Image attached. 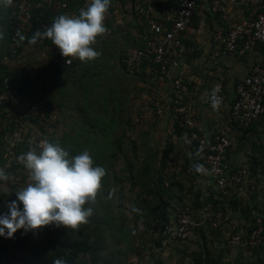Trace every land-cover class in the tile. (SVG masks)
<instances>
[{
  "label": "trees",
  "instance_id": "16d2710c",
  "mask_svg": "<svg viewBox=\"0 0 264 264\" xmlns=\"http://www.w3.org/2000/svg\"><path fill=\"white\" fill-rule=\"evenodd\" d=\"M70 5V9L73 12H80L82 5L86 0H67ZM126 4L130 0H122ZM117 0H111L108 16L104 23L110 33H118L121 30L120 25L114 24L117 19V13H120V6ZM136 8L132 12L135 19V25L138 30V36L141 33L147 34L145 36V42L138 45L135 49L142 48L152 35L151 23L152 20L146 17L145 7L140 10L137 8V0H135ZM168 3V2H167ZM178 4V0L174 3ZM146 5V3H145ZM252 11V9L250 8ZM260 10L264 11V8ZM11 11V9H10ZM118 13V14H119ZM10 14V13H9ZM220 14V13H217ZM62 15L61 13H53L50 8L41 7L33 10V24L24 38L19 55H21L25 44H33L30 42L31 38L39 32H44L50 27L56 17ZM10 19L12 21L11 15ZM126 17V15H124ZM156 21L160 19H155ZM11 23V22H10ZM115 27V28H114ZM114 28V29H113ZM215 30V29H214ZM108 31L97 38V45L104 47L109 39ZM228 30H225L226 32ZM186 33V32H185ZM184 33V34H185ZM183 34V35H184ZM10 36H12V30L10 28ZM11 40V37H10ZM183 41L184 37H183ZM42 45L47 44L55 46L50 39H38L35 44ZM190 45L189 43H186ZM259 51H263L259 46L255 47ZM134 50V49H133ZM249 52H247L248 54ZM128 54V53H127ZM120 55L121 66L128 70L129 73L135 72L141 79L145 80V83L153 84L158 80L164 81L165 85L168 81L167 76L161 75L158 71L150 73V66L147 63L138 69H130L127 67L124 61L127 56ZM240 54V53H237ZM51 55V53L49 54ZM243 54L241 56H244ZM5 56H9V61L4 60ZM13 54L10 50V46H6L0 52V93L4 90V80L9 78V83L15 88H19V94L21 101L30 100L32 105L35 101H43L44 104L53 106L55 105L59 113L63 111V101H57L54 94L43 92H34L31 87L34 86L33 77L23 72V70L16 69L13 64ZM49 65L54 67L56 72L55 76L63 73V76L71 78L74 74L77 60L69 66L53 65L49 58ZM21 68V67H19ZM41 72H45V67H42ZM96 70L87 69L83 73L82 78L74 80L78 88L84 86V90L87 93H94L96 85L100 82V76L97 75ZM28 75V76H27ZM41 75H39L40 77ZM186 81L187 78H184ZM167 80V81H165ZM58 82V79L56 80ZM160 81V82H161ZM159 82V81H158ZM189 83V88L191 84ZM168 87V86H167ZM48 85L42 84V90L48 89ZM168 95L170 96L169 102L176 105H183L184 100H178L169 87ZM170 92V93H169ZM110 100L106 101L108 106L116 99L120 101L119 94L112 93ZM87 96V94H86ZM11 98V94L9 93ZM153 97L161 100L156 94H153L150 98V105L157 112V108L152 103ZM227 99V98H226ZM233 99L229 100L232 106ZM8 104V103H6ZM163 109L165 105L162 103ZM57 105V106H56ZM94 109L95 103L88 102V115H85L83 120L85 121V132L88 131V136H81L84 141H80L79 137L72 135H66L63 132V136L60 137L59 133H55L59 130L58 117L53 122L55 130H53L49 142L60 143L65 148L70 156H75L83 150H88L92 155L96 165L102 166L107 170V175L103 180V187L98 194L95 202H90L85 207H91L93 209V215L89 218L88 223L81 224L78 228H65L63 226L57 227L55 224L46 226L43 230V234L40 237V245L29 244V240L22 239V236H15L8 239H3L0 236V264H53L56 259L63 260L64 264H140L139 262L129 260V253L127 251L120 252L125 256V260H120L119 256L114 251L104 253L109 248L112 249L117 246L114 240L129 241L134 243V247L137 255H141L145 250L151 253L150 258L154 259L152 264H264V244L252 245L249 242L250 235L253 229L261 226L264 231V207L252 204L246 201V194L244 191H233L234 187L229 186L227 193H224L214 184L212 180L205 181L204 178L208 177L204 175L203 171H196V165H202L205 162L206 150L199 148V144L196 140H191L193 128L184 126L177 119V111L174 109V132L176 136H182L184 148H177L172 151V143L170 141L163 148L148 149L145 144L146 152L143 157H140L139 152L141 145L135 143V141H127L124 137H117L110 139V132L114 131L118 122L117 118L112 121H104L100 117L96 118L92 115H96ZM165 110L163 111V113ZM33 111L28 109L25 111V117H32ZM158 113L160 116L163 115ZM231 118L233 124L239 127L245 134L253 129L252 122L248 127H244L235 121L232 110ZM49 114V113H48ZM47 116V112H46ZM92 120H97L100 124H96ZM37 121V118L34 119ZM83 121V123H84ZM87 121V122H86ZM130 122V117L128 118ZM197 123V122H196ZM132 126L133 123H130ZM185 131V133H184ZM5 131H1L0 135ZM84 134V133H83ZM214 139V138H213ZM170 147L168 148V146ZM125 146H130L133 150L132 156L128 152L124 151ZM172 148V149H171ZM29 147L23 142L19 143L18 155L29 151ZM39 151V150H37ZM95 152V153H93ZM122 156L125 163L123 173L119 174L114 170L109 169L111 167V160ZM228 158V152H227ZM228 160V159H227ZM230 164V163H229ZM109 166V167H108ZM231 166V165H230ZM258 163H251L250 168L257 169ZM6 172L11 187H14L15 192L0 194V216L9 213L8 203L17 200L16 191L24 188L27 181V175L24 173L25 166L20 162L10 164L9 166H3ZM243 167H240V169ZM264 168V164H262ZM22 177V181H15L10 176L12 172L18 173ZM12 172H11V171ZM238 170L231 166L230 171ZM247 176V174H246ZM245 176V177H246ZM111 178V179H110ZM209 178V177H208ZM115 188L112 187V185ZM246 185V180H243V186ZM1 191V189H0ZM6 200L7 203L1 204L2 200ZM205 207H210L217 211H223L224 213H231L229 223H221L217 227H214L211 221H206L203 225L193 228V233L186 236H175L168 231V226L176 222L178 215L184 210L188 209L195 217H198ZM20 209L23 210V205L20 204ZM261 218V222L258 219ZM232 220V221H231ZM18 232V231H17ZM149 234V235H148ZM241 235L243 243L234 245L232 238L236 235ZM148 238H145L146 236ZM199 236L198 250L189 249L188 244L195 241L193 236ZM2 237V239H1ZM137 239V240H136ZM10 241H13L10 244ZM15 243L18 244L20 249L31 248L37 255L36 258L28 255H19L16 252H10L9 249ZM143 244V245H142ZM145 244V246H144ZM116 245V246H115ZM143 246V247H141ZM118 247V246H117ZM158 250L155 252V250ZM168 249V250H167ZM237 249H239L237 251ZM142 250V251H141ZM169 251L166 255L164 252ZM232 251H237V255L233 256ZM133 252V253H134ZM158 252V253H157ZM132 253V251L130 252ZM140 257V256H139ZM142 258V257H141ZM175 259V260H174ZM129 260V261H128ZM174 260V261H173ZM147 260H143L142 264H149Z\"/></svg>",
  "mask_w": 264,
  "mask_h": 264
},
{
  "label": "built area",
  "instance_id": "2783aa9c",
  "mask_svg": "<svg viewBox=\"0 0 264 264\" xmlns=\"http://www.w3.org/2000/svg\"><path fill=\"white\" fill-rule=\"evenodd\" d=\"M199 2L207 3L215 13H226L232 4H244L251 8L253 14L243 19L240 23L228 31H217L204 22L195 24ZM90 3L86 0L82 8ZM47 7L53 13L68 14L78 16V12L70 9L67 0H12L10 15L12 17L11 30L12 36L9 43L13 59L19 54L20 46L33 24V10L35 8ZM264 0H178L177 5L168 7L165 17L161 20H153L151 23L152 35L142 48L130 50L124 61L130 69H139L143 63H147L151 68L150 73L159 72L162 78L168 77L167 86L178 100H184L189 92V80L186 81L181 76L170 77L169 72L173 67L181 64L182 59L194 53V49L183 41V34L205 33L209 39L217 42L220 51L225 54L240 53L247 54L259 46L261 58L250 68L249 73L240 80L235 88L234 102L231 106L232 115L236 122L248 127L252 122L264 118ZM110 32V31H108ZM51 53L50 61L53 65L69 66L78 58L63 57L59 49L49 50ZM11 58L5 56L4 60ZM71 59V64L67 60ZM195 79L193 75L191 77ZM4 90L0 93V169L3 166L18 163V146L23 142L29 149L39 150V144L43 140L51 137L55 127L53 122L58 117L59 110L54 106H49L43 101H35L34 105L30 100L21 101L20 89L13 87L9 83V78L4 80ZM11 94V98L9 97ZM226 96L218 87L212 91L208 97V105L213 111H220L226 104ZM8 103V104H6ZM42 103V104H41ZM152 103L157 108V112L162 114L164 109L161 100L153 97ZM40 108L38 112L37 109ZM32 110V117L26 118L25 111ZM177 119L184 126L193 128L191 140H196L199 148L205 149V162L202 171L214 184L227 193L229 186L234 187V191L243 189V180L247 174V169L242 168L230 171V164L227 160V152L231 142L225 131L219 130L214 137L207 135L202 125L196 123L183 105H177ZM47 112V116H46ZM49 113V114H48ZM37 118V121L34 119ZM185 133V131H184ZM214 138V139H213ZM6 144V148L3 147ZM10 159V160H9ZM11 171V170H10ZM12 172V171H11ZM18 173L12 172L10 176L15 181H22ZM9 178V177H8ZM0 180V189L4 193H14L8 181ZM202 213L194 218V215L184 209L178 215L176 222L168 226L174 237L191 235L193 228L203 225L206 221H211L214 227L225 222L229 223L231 213L217 211L210 207H205ZM261 218L258 222H261ZM232 221V220H231ZM234 245L243 243L241 235L236 234L232 238ZM250 244H264V231L261 226L253 229L249 239Z\"/></svg>",
  "mask_w": 264,
  "mask_h": 264
},
{
  "label": "rangeland",
  "instance_id": "374dc122",
  "mask_svg": "<svg viewBox=\"0 0 264 264\" xmlns=\"http://www.w3.org/2000/svg\"><path fill=\"white\" fill-rule=\"evenodd\" d=\"M9 15V6L0 3V20L2 21V24L4 23L3 28L0 27V42L5 41L10 33L9 30L11 26V19L9 18ZM108 36L111 40H109L110 42L104 47H100L102 44L97 45V42L93 45V47L97 51L101 52V55L96 60L82 62L77 59V65L74 68L75 71L71 78L63 76V73L55 76V74H58L59 72H56L53 69L54 67H51L49 65V50L46 49L47 51H44L43 47L37 49V44H25L21 55L14 58L13 64L16 69H22L24 73L33 77V79L31 80H33L35 84L31 87L32 91L43 92L47 95L48 93L54 94V97L57 99V101L61 100L64 102L62 107L63 111L61 112V114L59 113V130L55 131V133H59L60 137H62L63 132H65L64 134L66 135H72L74 137L80 136V141L85 140L81 136H88L87 134L89 133L88 131L85 132L84 125H86V123L83 118L85 115H88V102H90L95 103L96 108L98 109H94L96 115H92V118L100 117L104 121L107 120L109 122H113L115 120L113 118L118 117V124L114 131L110 132L109 138L114 139L118 136H121L124 137L127 143H129L131 140L135 141V143L141 145V149L139 152L140 157H143V155L145 154V147L150 150L154 149V147L155 149L163 148L168 144L169 141L170 143H172V151L177 148H184L182 136L178 137L175 135L173 120L168 119V121H166L164 117L165 112L162 116H160L149 103L152 95L156 94L157 97L161 99L164 105L167 104L165 98L166 96L164 95V93L159 92L162 91V88H160V85H162V83L155 82L153 84H146L144 79H139L140 77H132L128 70L124 69L121 66L120 62V55L125 54L124 50L126 51V44H130L131 41L126 40V44H122L121 46L119 44L118 36L113 35L110 32H108ZM9 42L10 41L8 40V43ZM114 44L118 45L117 48H119L120 46L123 48L118 49V51L115 52L113 51V48L115 47ZM135 48L136 47L130 50H133ZM42 67H45V72H41L40 69ZM87 69H90L91 71L93 69L96 70L98 72L97 75L100 76V82L96 85L95 92L90 94L84 90V86H80V88H78V85H76V83L74 82V80L82 78L83 73H85ZM39 75L41 76L39 77ZM57 79L58 82L56 81ZM42 84L48 85L49 88L45 89V91L42 90ZM191 85H193V83ZM114 92L116 94H119L121 99L119 102L114 99V101L107 106L106 101L103 100H110L112 95L115 96L114 94H112ZM169 105L172 106V104ZM53 106L55 107V105ZM37 111L39 112L40 108H38ZM129 117L130 122L128 121ZM92 118L88 116L85 120H92ZM92 121H95L96 124H100V122L97 120ZM130 123H133V125L131 126ZM143 144H145V147H142ZM3 147L6 148V144L3 143ZM169 147L170 145L168 146V148ZM124 151L128 152L130 156H132L133 154V150L130 146H125ZM124 168L125 163L122 156L119 155V157H117L116 159L111 160V167L109 169L121 174L123 173L122 170ZM24 173H26L27 175V181L24 185V187H26L30 182L29 172L26 168ZM204 180L208 181L211 179L205 177ZM112 187L115 188L114 185H112ZM0 194H2V190L0 191ZM5 203H7V201L3 199L1 204ZM45 229L46 228L43 227L39 230L29 232H25V230L21 229L18 230L16 235L18 237L22 236V239L24 240H29L31 248L33 245H39V248H42L39 240L44 233L43 230ZM148 235L145 238H148ZM194 238L195 241L188 244V246L189 249L198 250L199 236L195 235L193 236V239ZM3 239L10 240L11 238L3 237ZM12 242L13 241H10V244H12ZM114 243L117 244L118 247L115 245L116 247L112 249L109 248L108 250H105L104 253L114 251L116 255L120 257V260H125V256L120 252L127 251L130 255L129 260H133L142 264V257L145 258V260L150 261L148 262L149 264H152L154 262V259L150 258L151 253H148L146 250L142 253V256L136 254V252L140 249L134 252V247L139 248L140 246V243H138V246H134V243H137V241H134L132 243L129 241L124 242L122 240L118 242L117 240H114ZM31 248H28L27 251H25L26 249H20L18 244L15 243L10 247L9 251L16 252L19 255L25 254L29 257L32 256L36 258L35 256L37 255ZM154 250L155 252L158 251L156 249ZM131 251L132 253H130ZM167 253H169V251L164 252L165 255Z\"/></svg>",
  "mask_w": 264,
  "mask_h": 264
},
{
  "label": "crops",
  "instance_id": "0c3cea01",
  "mask_svg": "<svg viewBox=\"0 0 264 264\" xmlns=\"http://www.w3.org/2000/svg\"><path fill=\"white\" fill-rule=\"evenodd\" d=\"M117 1L119 2L120 13H117V19L114 21V24L120 25L121 30L116 33V36L119 37L118 40L121 46L122 44H126V40L131 41L130 44H126V51L124 50V53L127 54L130 49L143 44L147 34L140 32L138 36V30L135 25L136 17L134 18L132 14L136 8L135 1L134 5L133 0L128 1L126 4L122 0ZM176 1L137 0V8L142 10L145 7L146 17H149L152 21L155 19L161 20L165 17L168 7L174 5ZM8 6L10 13L11 4ZM251 14H253V11L240 3L232 4L226 13L217 14L211 10V7L207 3L199 2L194 20L195 24L204 22L217 31H225L234 27L243 19L250 17ZM3 24L0 20V27L3 28ZM109 31L111 32L112 30L110 29ZM112 34L114 35L113 32ZM10 37L9 33L7 39L0 42V52L6 46H9L10 42L8 43V40L10 41ZM183 37L185 43H189L194 49V53L185 56L181 64L171 68L169 72L170 77L181 76L187 78V80L190 78V84L193 83L183 101V107L195 122L203 126L207 135L214 137L219 130L225 131L231 142L227 158L230 165L238 169L243 167L248 171L245 177L246 185L242 189L247 196L246 201L259 205V207H264V168H262V164H264V118L255 120L252 124L254 126L253 129L247 132L244 137V132L233 124L230 113L231 105L229 103V100L233 99L235 95L237 83L249 73L252 65L261 58V51L254 49L244 56L237 53L225 55L220 51L219 44L209 39L205 33L196 35L186 32ZM109 40L111 39L107 40V44L110 42ZM114 46L113 51L115 52L123 48L121 46L117 48L118 45L115 44ZM40 47L43 46L38 43L37 49H40ZM46 49L53 50L58 48L47 44L43 47L44 51H47ZM138 72H141V70L138 69ZM130 75L132 77H139L135 72H131ZM193 75L195 79L191 78ZM158 81L160 82L161 80ZM161 83L160 88H162V91L159 92L164 93L168 104V106L165 104L164 117L166 121L172 119L174 122L173 108H176L177 105L175 104L176 102H173L172 106L169 105L171 104L169 102L171 95H168V84L166 82L165 85L164 81H161ZM218 87L221 88L227 100L225 106L216 112L208 105V97ZM253 162L258 163L255 170L250 168ZM146 251L148 252V250ZM237 251H232L233 256L237 255ZM141 259L143 262L145 258Z\"/></svg>",
  "mask_w": 264,
  "mask_h": 264
},
{
  "label": "clouds",
  "instance_id": "9594fccd",
  "mask_svg": "<svg viewBox=\"0 0 264 264\" xmlns=\"http://www.w3.org/2000/svg\"><path fill=\"white\" fill-rule=\"evenodd\" d=\"M11 2L0 0L5 5ZM110 3L111 0H90L78 16L59 15L44 32L37 31L30 42L50 39L63 57L82 62L96 60L101 52L93 45L108 31L104 21ZM67 64H71V59ZM18 161L28 170L30 182L16 191L17 200L7 205L9 213L0 216V236L13 238L18 230L29 232L53 224L76 229L88 223L93 209L85 205L95 202L107 175V170L96 165L88 150L70 156L60 143L43 140L39 151L30 149ZM202 168L195 166L196 171ZM7 178L4 169H0V180ZM53 264L64 262L56 259Z\"/></svg>",
  "mask_w": 264,
  "mask_h": 264
},
{
  "label": "water",
  "instance_id": "95a60500",
  "mask_svg": "<svg viewBox=\"0 0 264 264\" xmlns=\"http://www.w3.org/2000/svg\"><path fill=\"white\" fill-rule=\"evenodd\" d=\"M134 1H135V0H133V5H134Z\"/></svg>",
  "mask_w": 264,
  "mask_h": 264
}]
</instances>
